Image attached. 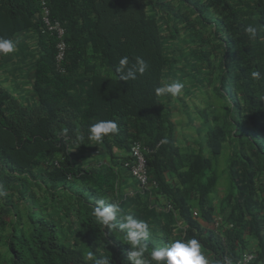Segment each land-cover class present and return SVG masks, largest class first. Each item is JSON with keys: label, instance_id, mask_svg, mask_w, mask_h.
<instances>
[{"label": "trees", "instance_id": "trees-1", "mask_svg": "<svg viewBox=\"0 0 264 264\" xmlns=\"http://www.w3.org/2000/svg\"><path fill=\"white\" fill-rule=\"evenodd\" d=\"M41 1L0 0V36L33 31L39 48L36 103L0 87V264H92L88 251L130 264L123 234L106 236L92 215L100 199L149 223L150 250L195 237L213 264H236L247 232L258 241L255 264H264V205L255 186L264 177V42L244 33L247 24L264 25V0H45L66 30L62 73L53 37L41 33ZM123 56L142 57L148 70L120 80L115 65ZM254 70L261 80L250 78ZM176 80L186 83L188 98L214 91L200 111L206 133L198 149L181 150L173 98L154 94ZM100 119L117 121L119 133L101 144L76 139ZM133 144L150 151L147 170L158 187L128 196L118 187L119 166ZM83 151L96 164L80 162L75 155ZM220 158L232 183L216 208ZM163 199L185 230L163 211ZM194 208L205 222L218 214L233 224L224 243L193 217Z\"/></svg>", "mask_w": 264, "mask_h": 264}, {"label": "clouds", "instance_id": "clouds-1", "mask_svg": "<svg viewBox=\"0 0 264 264\" xmlns=\"http://www.w3.org/2000/svg\"><path fill=\"white\" fill-rule=\"evenodd\" d=\"M262 30H264V25H260L258 23L247 24L244 27V33L249 39L255 40L259 37L261 42H264V36H259V33ZM17 44L18 41L13 38L0 36V54L8 55L10 53H14L16 51ZM148 68V62L142 57L137 56L134 58V62H131L128 56H123L115 65V72L119 75L120 80L128 82L135 81L139 77L143 76ZM250 78L254 81H259L262 78V74L259 70H254L250 72ZM184 87L185 84L178 80L166 82L163 86H157L154 89V94L158 97L169 95L171 97H178L182 93ZM119 131L120 129L117 121L113 119H100L88 127L87 136L80 134L77 135L76 139L81 142L87 139L89 141H94L96 144H101L104 142L105 137H108L110 134H118ZM167 142V139L161 140V143ZM134 148L139 149V152L145 162L148 186H142L137 178L132 174V168L137 165V158L133 154ZM96 154L94 153L93 156ZM147 154H150V151L147 148H141L138 144H133L130 148L128 156H125L127 159L123 168L119 166V174L121 177L119 178L118 187L125 193V195L129 196L138 191L141 194L140 190L145 192L146 190H155L158 187L157 182L154 181L148 174L147 162L145 158V155ZM117 155L119 156V159L121 157V153L118 152ZM75 156L85 165L96 164L92 158H89L85 151L81 153L78 152ZM90 156L93 157L92 155ZM59 160L62 162L64 159L61 157ZM55 163H57V161H55ZM219 174L220 171L218 175ZM124 178L126 180H123ZM127 180L128 182H126ZM255 181L257 201L259 203H263L264 205V177L256 176ZM135 183H138L139 189L136 188ZM231 183L232 181H229L226 184L229 186ZM217 192H222V189L217 190ZM3 194V192H0V195ZM223 195L221 194V198ZM162 203L165 204L162 206L163 211L167 214L171 213L176 225H178L180 229L185 230L184 226L180 223L177 212L174 210L173 206L170 203H167L164 199L162 200ZM92 215L100 225H103L104 228L107 229L106 236H111V233L113 232H120L123 234V243L129 246L127 258L130 264H213L212 258L207 256L203 250L201 241L195 237H178L176 239H170L161 246L152 247L150 250L149 240L152 236V232L149 223L130 213L124 212L119 201L108 203L105 199L98 200L94 206ZM193 217L199 220V223L203 228L213 231L214 235H216L222 243L227 240L225 238L227 231L233 228V224L226 223L224 221V217L218 214H214L210 222H205L200 217L198 210L194 208ZM244 238L249 240V246L246 248H240L239 258L236 264H255L258 259V241L250 238L247 232L244 234ZM109 243L110 240H107V244ZM86 260L92 261V264H112V261L108 257H97L92 251L87 252ZM224 261L225 264H228L227 259ZM214 264L216 263L214 262ZM217 264H219V262H217Z\"/></svg>", "mask_w": 264, "mask_h": 264}, {"label": "rangeland", "instance_id": "rangeland-1", "mask_svg": "<svg viewBox=\"0 0 264 264\" xmlns=\"http://www.w3.org/2000/svg\"><path fill=\"white\" fill-rule=\"evenodd\" d=\"M173 2L176 0H172ZM172 5H176L177 3H171ZM203 32L205 30L206 34L210 32V28L202 29ZM212 30V29H211ZM180 33V32H179ZM180 36H182L180 34ZM189 69V68H188ZM214 71V69L212 70ZM206 78H210L209 73H204ZM186 84L184 81H180ZM186 90V89H185ZM214 95V91L212 88L205 89L203 93L197 92L194 97H187L183 92L178 97H172L173 99L169 101V106H171L173 113V121L177 126V137H178V145L180 146L182 151H187L186 148L190 149H198L201 145H204V136H205V128L202 125V119L200 117V111L204 109L207 102ZM19 102H22L20 98L15 97ZM189 105L191 108L189 109V113L187 110H183L184 105ZM213 162H211L212 165ZM214 165V163H213ZM225 162L223 158H220L218 161V168L220 171L219 179L223 184H218V188L222 189V192L225 194L228 187L225 186L226 181H230V174L225 169ZM217 169V167H216ZM228 174V175H227ZM228 177V178H227ZM222 192L220 194H214L212 196L213 202L217 205L221 199Z\"/></svg>", "mask_w": 264, "mask_h": 264}, {"label": "crops", "instance_id": "crops-1", "mask_svg": "<svg viewBox=\"0 0 264 264\" xmlns=\"http://www.w3.org/2000/svg\"><path fill=\"white\" fill-rule=\"evenodd\" d=\"M15 40L18 41L16 51L0 56V87L13 97L20 98L22 103L32 106L36 103L32 91L33 71L35 60L39 56L36 33L27 31L18 35Z\"/></svg>", "mask_w": 264, "mask_h": 264}, {"label": "built area", "instance_id": "built-area-1", "mask_svg": "<svg viewBox=\"0 0 264 264\" xmlns=\"http://www.w3.org/2000/svg\"><path fill=\"white\" fill-rule=\"evenodd\" d=\"M41 20L43 28L41 33L43 35H49L53 37L55 41V48L57 54L55 56V71L58 73L63 72L62 63L65 59V54L67 51V45L65 42L66 30L64 25L57 20L52 21L50 18V9L46 4V1H41ZM133 154L137 158V165L132 168V174L137 178L142 186H148V178L145 171V162L139 152L138 148L133 149Z\"/></svg>", "mask_w": 264, "mask_h": 264}]
</instances>
